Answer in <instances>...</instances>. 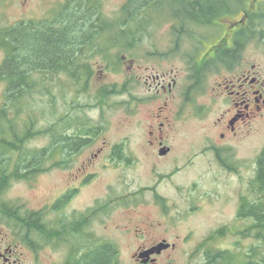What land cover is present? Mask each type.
<instances>
[{"label":"rangeland","instance_id":"obj_1","mask_svg":"<svg viewBox=\"0 0 264 264\" xmlns=\"http://www.w3.org/2000/svg\"><path fill=\"white\" fill-rule=\"evenodd\" d=\"M69 1L0 0V27L10 28L21 22H58L71 9ZM127 1L99 0L100 16L115 20ZM240 17L213 26L189 24L181 33L175 31V27L180 28L176 22L166 19L151 26L134 49L135 54H144L137 56L144 80L158 71L173 69L182 81L189 75V62L195 63L218 40H223L230 25ZM173 40L181 41L175 47L171 45ZM240 54V64L247 69L255 66L254 74L264 81V41L247 40ZM213 55L211 52L212 60L206 65L194 69L197 81L194 114L186 113L179 121H171V128L166 125L173 153L163 160L154 158L148 145L150 125L154 123L148 108L140 112L135 105L132 110L129 107L125 61L120 69L111 71L94 61L89 93L81 99L87 107L80 111L83 119L96 128L91 132L92 140L74 152L64 168L62 164L67 157L57 155L50 160V169L33 181L10 184L0 197L2 250L16 243L19 230L5 213L12 211L24 217L27 213L48 212V206L66 187L77 186L71 175L85 167L88 173L98 171L100 175L84 187L68 210L78 207L87 211L99 202L101 215L92 228L102 245L114 246L110 252L117 264H135L133 255L139 246L163 239L177 245L170 260L173 264H206L211 254L226 250L242 258L252 240H242L239 235L238 230L246 227L239 219V210L243 200L253 199L250 185L256 176L257 158L264 149V108L252 123L240 127L237 135H229L221 142L216 140L221 130L215 128V123L230 105L226 93L220 90L214 93L213 89L231 71L221 56L213 59ZM4 59L5 53L0 51V67ZM102 89L113 95L99 100ZM137 90L145 93L142 86ZM5 91L6 85L0 81V106ZM61 99L66 101V97ZM49 121L42 122L40 127L48 126ZM49 142L46 135L30 140L27 145L43 148ZM100 149L104 152L100 153ZM113 153L117 160L109 161ZM131 155L133 163H128ZM103 164L115 167L101 171L99 166ZM167 174L171 176L158 178ZM48 218L59 219L57 215ZM223 229L228 233L217 235ZM20 243L19 264H33L28 246Z\"/></svg>","mask_w":264,"mask_h":264},{"label":"trees","instance_id":"obj_2","mask_svg":"<svg viewBox=\"0 0 264 264\" xmlns=\"http://www.w3.org/2000/svg\"><path fill=\"white\" fill-rule=\"evenodd\" d=\"M259 1L128 0L118 18L109 20L100 16L99 0H70L72 10L58 22L0 27V51L5 53L0 81L6 85L0 106V197L12 182H31L49 170L53 157L66 158L89 145L96 128L80 111L87 107L81 99L89 93L94 61L107 71L120 69L130 47L135 49L144 33L165 19L176 22L180 28L175 31L181 33L189 24L213 26L243 14L245 23L235 33L236 43L264 41V2ZM111 95L113 92L102 89L98 99ZM65 97L66 101L61 99ZM49 119L48 126L40 127ZM46 135L48 146L28 147L30 140ZM250 193L253 199L243 200L239 210L246 227L238 232L252 244L242 258L231 250L219 251L206 264H264V149L257 158ZM5 214L24 230L31 228L36 216L34 212L24 217L12 211ZM227 233L223 229L217 235ZM111 254L102 248L100 264H112Z\"/></svg>","mask_w":264,"mask_h":264},{"label":"flooded vegetation","instance_id":"obj_3","mask_svg":"<svg viewBox=\"0 0 264 264\" xmlns=\"http://www.w3.org/2000/svg\"><path fill=\"white\" fill-rule=\"evenodd\" d=\"M243 17L244 15L241 14L239 20L230 25L229 32L223 40H218L216 45L211 46L195 63L189 62V75H186L182 81L173 69L158 71L156 74L147 76L144 80L142 64L137 58L140 55L143 57L144 54H135L134 49L130 47L125 64L129 107L132 110V105H135V108L140 112L143 108H148L151 114L154 123L150 125L148 145L152 148L151 152L154 154V158L163 160L172 156L173 149L169 143L170 133L167 132L166 125L168 124L171 128V121L172 123L179 121L182 115L186 113L194 114L197 84L194 69L206 65L211 52L214 54L213 59L218 56L225 58V63L231 71V75L217 83V88L213 89L214 93H218L219 90L226 93L230 105L228 111L215 123V128L221 130L217 134L216 140L221 142L229 135H237L240 127L249 125L260 116L264 108V81L254 74L255 66L252 69H247L242 63L240 64V53L244 44L238 45L237 41L234 40L235 33L245 23ZM48 21L54 22V20ZM180 41L173 40L171 45L176 47ZM138 86L145 88V93L140 94V91L137 90ZM215 150L219 151L218 149ZM69 152L64 151L65 154ZM102 152L104 150L100 149V153ZM74 154L73 152L71 156H67L62 168L71 157H74ZM115 155L113 153L109 157V161H116ZM126 161L133 163L132 155ZM112 167L115 165L103 164L99 166L101 171H107L108 168ZM99 175L100 172L98 171L88 173L85 167L80 168L79 173L72 174L71 180L78 182L77 186L69 185L66 187L56 200L48 206L46 209L48 212H36V216L31 222V228L17 231L18 240L15 239L17 240L15 244L6 246L4 250L1 248L3 246H0V262L2 261L4 264L21 263L19 248L20 242H22L28 246L33 264H100L101 249L111 250L114 246L102 245L98 234L92 228L101 215L99 202H96V206H92L87 211L78 207H74L73 211L68 210L82 193L84 187L92 184ZM169 176L171 175H159L158 178ZM55 215L59 219L56 218L51 221L48 218ZM2 238L0 235V241ZM162 243L170 246L159 253L143 256L146 251ZM176 251V244H171L163 239L151 243V245L139 246L133 255V259L135 264H173L170 260ZM112 264H117L116 260Z\"/></svg>","mask_w":264,"mask_h":264},{"label":"water","instance_id":"obj_4","mask_svg":"<svg viewBox=\"0 0 264 264\" xmlns=\"http://www.w3.org/2000/svg\"><path fill=\"white\" fill-rule=\"evenodd\" d=\"M169 246H170L169 244L162 243L159 246H157V247H155V248H153V249H151L149 251H146L143 256H150V255L155 254L156 252L159 253L161 250L166 249Z\"/></svg>","mask_w":264,"mask_h":264},{"label":"bare ground","instance_id":"obj_5","mask_svg":"<svg viewBox=\"0 0 264 264\" xmlns=\"http://www.w3.org/2000/svg\"><path fill=\"white\" fill-rule=\"evenodd\" d=\"M82 18V17H81Z\"/></svg>","mask_w":264,"mask_h":264}]
</instances>
